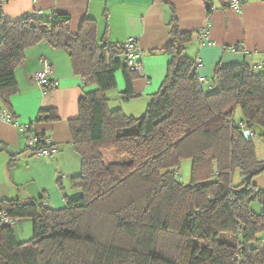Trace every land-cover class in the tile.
<instances>
[{"label":"trees","instance_id":"1","mask_svg":"<svg viewBox=\"0 0 264 264\" xmlns=\"http://www.w3.org/2000/svg\"><path fill=\"white\" fill-rule=\"evenodd\" d=\"M70 22L58 14L53 22L37 14L18 22L0 17V99L8 111L16 70L41 42L68 54L85 89L78 117L70 120L82 165L70 185L81 194H64L62 209L43 196L0 200V264H264V189L255 183L264 160L253 142L257 134L264 139V74L247 65H217L205 90L198 63L186 54L193 34L182 32L173 16L171 44L161 50L170 58L166 76L136 118L111 110L107 96L122 72L123 98L135 97L133 80L141 71L129 66L126 42L98 41L89 19L74 35ZM49 81L44 92L58 86ZM57 120L53 109H41L37 118ZM24 130L35 155L57 153L44 132L32 124ZM104 151L120 160L107 163ZM184 159L192 160L188 185L177 176ZM237 171L242 183L235 186ZM20 221L32 223L28 241L17 237Z\"/></svg>","mask_w":264,"mask_h":264},{"label":"crops","instance_id":"2","mask_svg":"<svg viewBox=\"0 0 264 264\" xmlns=\"http://www.w3.org/2000/svg\"><path fill=\"white\" fill-rule=\"evenodd\" d=\"M241 7V12L235 11L227 0H0V17L18 22L37 14L53 22L55 15H65L71 18L70 30L74 35L89 19L96 22L98 41L107 37L110 43L122 44L136 38L141 72L133 80L135 97L123 98L125 80L118 72L113 98L129 102L147 96L149 104L166 76L170 58L161 50L171 44L173 16L182 32L193 34L186 54L198 63L205 90L213 85L217 65H247L264 74V0H242ZM203 30L208 32L207 40L201 38ZM42 60L51 65L52 79L58 84L48 92L34 82V75L43 69ZM16 78L18 89L11 96L10 111L0 99V113L7 111L19 123L17 126L0 117V200L43 196L51 207L62 209L71 178L81 172L82 166L73 149L70 120L79 114V100L85 92L83 80L73 72L68 54L53 49L47 42L26 51ZM41 109L55 110L59 120L38 123ZM31 124L51 138L57 148L54 156L35 155L28 148L29 133L24 128ZM258 179L256 185L264 188V174Z\"/></svg>","mask_w":264,"mask_h":264},{"label":"rangeland","instance_id":"3","mask_svg":"<svg viewBox=\"0 0 264 264\" xmlns=\"http://www.w3.org/2000/svg\"><path fill=\"white\" fill-rule=\"evenodd\" d=\"M113 93H115V89L107 92V96L109 97V108L111 110H115L119 108V109H122V111L125 114L130 115V116L133 115L136 118L141 117L145 113L146 107L149 102V98L147 96L142 97V98L133 99V100H130L129 102H124L120 99L113 98ZM235 118H236V121H239L241 118V113L239 109L236 112ZM253 142L256 147V154H257L258 159L264 160V139L260 137L259 134H257L253 138ZM103 153H104L105 160L107 163L113 162L115 160H120V157H118L114 152L104 151ZM177 176L179 180L185 185H188L191 182L192 160L184 159L181 162V165L177 170ZM258 178H256V181H255L256 184L260 182L259 181L260 179ZM233 183L235 186H238L242 183V178L238 171L234 174ZM258 187L260 189H264L262 186L261 187L258 186ZM68 194L71 195L72 197H76L80 195L81 192L68 188ZM253 208L256 210V212L261 211L260 205L258 203H254ZM15 225H16L15 230L18 234V237L21 240L28 241L33 237V228H32V223L30 221H26V223H24L23 225H21L20 223L15 224Z\"/></svg>","mask_w":264,"mask_h":264},{"label":"built area","instance_id":"4","mask_svg":"<svg viewBox=\"0 0 264 264\" xmlns=\"http://www.w3.org/2000/svg\"><path fill=\"white\" fill-rule=\"evenodd\" d=\"M227 4L230 8H232L235 11L241 12V10H242V7H241L242 0H227ZM200 35H201V38L203 40L208 39L207 30L201 31ZM125 47L127 49V62L129 64V66L135 70L141 71V65L138 64V59H139L141 53H140L139 48L137 47V39L136 38H129L127 40V42L125 43ZM41 62L43 65V69L34 75V82L40 88H45L46 86H49L51 84L49 80H50V78H52L53 71H52L50 64L46 60H42ZM55 85H57V84H55ZM0 117L9 123H12V124L17 125V126L19 125V123L17 121H15L13 116L10 113H8L7 111H2L0 113ZM244 136L246 139H249L252 136V134L249 131L245 130ZM36 140H37V138L35 136L30 138L29 144L30 145L35 144ZM45 154H47V152ZM4 218H5V220L9 221L6 216Z\"/></svg>","mask_w":264,"mask_h":264}]
</instances>
